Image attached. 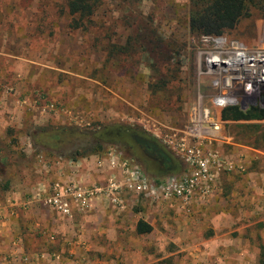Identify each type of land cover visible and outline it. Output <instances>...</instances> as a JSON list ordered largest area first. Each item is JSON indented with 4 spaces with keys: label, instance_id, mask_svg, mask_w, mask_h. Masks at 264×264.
Returning a JSON list of instances; mask_svg holds the SVG:
<instances>
[{
    "label": "rangeland",
    "instance_id": "obj_1",
    "mask_svg": "<svg viewBox=\"0 0 264 264\" xmlns=\"http://www.w3.org/2000/svg\"><path fill=\"white\" fill-rule=\"evenodd\" d=\"M188 12L189 0H100L83 26L74 29L71 23L77 16L68 15L65 0H0V68L20 74L14 81L17 92L5 96L12 101L26 97L34 108L27 111L28 119L22 115L19 124L0 132V189L28 193L26 189L78 162L83 163L81 169L103 179L118 178L122 161L153 181L179 174L181 164L174 158L164 169L142 154L134 137L150 136L132 119L140 111L181 124L196 85L202 96L210 94L207 80L195 77L189 41L197 36L187 30ZM151 31L178 53L175 79L159 89H153L159 74L149 68L151 59L141 47L142 35ZM222 35L249 47L262 44L264 0H253L248 16ZM127 43L132 47L125 51ZM5 84L0 82L1 87ZM254 123H227L224 131L235 144L262 154L263 148L252 147L264 122ZM260 157L261 164L245 172L264 173ZM238 176L224 177L220 196L250 193L241 184L247 175ZM255 209L250 217H264V187ZM263 228L264 221L250 231L258 253L264 249ZM229 259L230 264L236 261Z\"/></svg>",
    "mask_w": 264,
    "mask_h": 264
},
{
    "label": "crops",
    "instance_id": "obj_2",
    "mask_svg": "<svg viewBox=\"0 0 264 264\" xmlns=\"http://www.w3.org/2000/svg\"><path fill=\"white\" fill-rule=\"evenodd\" d=\"M19 76L14 69L0 68V82L7 83L0 86V132L19 124L22 115L28 119L27 111L34 109L26 97L12 101L5 96L17 92L14 81ZM239 146L236 153L242 156L245 171L256 166L260 155L264 157ZM82 164H68L26 189L28 193L21 188L0 189V264H230L231 257L234 264H259L250 231L264 217L250 215L264 187L263 172L243 174L247 177L241 184L248 195L239 191L223 198L219 189L193 203L189 214L175 202L122 190L117 204L109 195H96L83 207L71 203V217L62 218L43 203L54 185L86 188L105 179L81 169ZM138 221L150 228L147 234L135 232ZM51 235L54 241L48 239Z\"/></svg>",
    "mask_w": 264,
    "mask_h": 264
},
{
    "label": "built area",
    "instance_id": "obj_3",
    "mask_svg": "<svg viewBox=\"0 0 264 264\" xmlns=\"http://www.w3.org/2000/svg\"><path fill=\"white\" fill-rule=\"evenodd\" d=\"M189 44L196 80H207L210 94L202 96L200 85H196L181 124L159 121L140 111L132 119L181 164L180 173L153 181L139 168L122 161L118 178L112 175L86 188L54 185L43 198L44 205L56 215L70 218L71 203L83 207L96 195H109L117 204L120 192L126 190L150 200L175 202L188 213L193 203L203 202L219 191L224 176L244 174L242 156L236 153L240 146L225 133L218 112L227 107L241 111L249 107L264 109V42L249 47L223 35H200L192 37ZM110 161L114 165V160ZM48 239L54 241L55 237Z\"/></svg>",
    "mask_w": 264,
    "mask_h": 264
},
{
    "label": "trees",
    "instance_id": "obj_4",
    "mask_svg": "<svg viewBox=\"0 0 264 264\" xmlns=\"http://www.w3.org/2000/svg\"><path fill=\"white\" fill-rule=\"evenodd\" d=\"M99 2L100 0H65L68 15L73 18L77 16V19H73L71 28L82 27L83 21L92 15ZM251 4H253V0H189L187 30L189 34L194 36L222 35L224 32L233 30L241 18L248 16ZM136 38L139 40V35ZM141 39L143 42L141 43L142 50L148 53L151 59L149 68L159 74V79L154 84L153 89H159L175 79L179 71V64L178 61H174V58L178 53L174 51L175 49L169 43L158 39L153 31L150 32V35L145 33ZM131 47L132 45L127 43L125 51ZM218 119L225 125L236 122H255L254 124H258L264 122V109L249 107L247 110L241 111L237 107H227L218 112ZM247 133L248 131H243L242 136L245 137ZM255 142L256 145H253L255 147L252 148H263L262 151L264 153V130L258 133ZM230 175L239 177L238 175ZM149 231L150 228L147 225L141 221L137 222L135 227L137 234H147ZM263 259L264 249L261 248L259 264H264Z\"/></svg>",
    "mask_w": 264,
    "mask_h": 264
},
{
    "label": "flooded vegetation",
    "instance_id": "obj_5",
    "mask_svg": "<svg viewBox=\"0 0 264 264\" xmlns=\"http://www.w3.org/2000/svg\"><path fill=\"white\" fill-rule=\"evenodd\" d=\"M134 142L146 158L150 159L161 168L168 169L172 166L171 156L156 141L145 135H136L134 137Z\"/></svg>",
    "mask_w": 264,
    "mask_h": 264
}]
</instances>
